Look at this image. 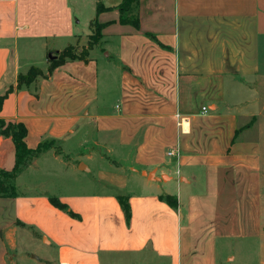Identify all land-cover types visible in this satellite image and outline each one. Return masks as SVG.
<instances>
[{
	"label": "crops",
	"instance_id": "1",
	"mask_svg": "<svg viewBox=\"0 0 264 264\" xmlns=\"http://www.w3.org/2000/svg\"><path fill=\"white\" fill-rule=\"evenodd\" d=\"M84 1L0 0V98L13 90L0 119L23 124L32 150L62 148L30 163L16 198H0L3 264L25 230L55 251L34 264H218L220 239L264 238V147L242 100L259 78L264 0H140L139 28L119 23L122 0H91L111 8L94 19L106 25L99 48L50 74V53L82 37ZM39 66L47 77L18 89ZM76 138L77 155L110 168L95 181L64 155ZM15 164L12 139L0 136V170Z\"/></svg>",
	"mask_w": 264,
	"mask_h": 264
},
{
	"label": "rangeland",
	"instance_id": "2",
	"mask_svg": "<svg viewBox=\"0 0 264 264\" xmlns=\"http://www.w3.org/2000/svg\"><path fill=\"white\" fill-rule=\"evenodd\" d=\"M119 0H109V1H102L106 5H114ZM79 9L78 7H76ZM96 8L91 3V0H85L83 7L80 8L78 11V21H80V25H77V33L82 35V37L73 40L71 43H69L64 49L52 52L50 53L49 60L56 59L59 54L67 50L68 48L73 49V53L80 54L84 50H88L89 42L92 40V36H94L95 31L93 27H91L92 21L96 17ZM97 39H95L93 42H95ZM99 42L102 41V39H98ZM98 42V41H97ZM93 45V44H92ZM98 45H95L94 49H97ZM99 48V47H98ZM100 50V49H99ZM69 53V51H65ZM96 56V55H95ZM100 57V56H99ZM102 58V57H101ZM103 60V59H101ZM257 64H258V70H259V78H251L250 81L253 86V92L250 95H242V100L245 98L246 101L250 102L253 107L250 108V111L255 112V117L257 120H255L252 130V138L256 139L258 142H260L264 147V38L261 40V43L259 45V51L257 55ZM44 69L45 66H39V68ZM261 85V87H260ZM256 87V88H255ZM232 89V88H231ZM246 94V93H245ZM230 96V95H229ZM238 97V94L236 95ZM254 116L250 117L249 120L243 119L240 117L241 124L245 122L250 123L253 121ZM78 138L74 139L69 145H66L63 148L65 157H69L71 159L78 158L80 161H84L87 163L90 168L92 169L91 174H85L83 175L84 180H92L95 181L98 179V174L100 170L108 171L109 166L105 164L101 165L99 162H93L88 160L86 157L77 155L78 150ZM49 144V150L54 149L56 152H60L62 150L61 146L58 144L48 143ZM104 153L107 154L106 156L109 157L111 160L115 161L117 160L118 156H116L115 152H107V150H104ZM86 154V153H85ZM264 168V163L263 166ZM263 174V181L262 184L264 185V172ZM24 178H22L23 180ZM20 181L22 183L23 181ZM58 189V188H55ZM93 189V187L91 188ZM264 190V186H263ZM264 192V191H263ZM263 201H264V194H263ZM264 218V216H263ZM3 211L0 210V264H3V255L5 254V247L1 241V231L3 232L5 227V223L3 221ZM264 221V219H263ZM32 237V232L29 230H25L21 234L18 235L17 241L18 245L16 250H12V252H8L6 256V263L7 264H34L32 261V257H43L47 254H52L55 251L49 249L41 240H39L37 243H32L30 241ZM10 251V250H9ZM218 264H264V238H261L260 236H247L245 238H227V239H220L218 241ZM228 256H232L235 258L234 262L233 260L227 261Z\"/></svg>",
	"mask_w": 264,
	"mask_h": 264
},
{
	"label": "trees",
	"instance_id": "3",
	"mask_svg": "<svg viewBox=\"0 0 264 264\" xmlns=\"http://www.w3.org/2000/svg\"><path fill=\"white\" fill-rule=\"evenodd\" d=\"M140 0H122L118 5L117 9L119 11V23L122 25H130L135 28H139L140 21L138 18V6ZM111 8H106L102 3H98L96 13L97 16L100 14L110 11ZM106 25L100 24L97 20H94L91 23V27H93L95 34L92 36V40L89 42L88 50L82 51L80 54L73 53L72 48H68L69 53L62 52L58 55L56 59L50 60V69L49 73L52 74L54 70L61 67L70 61H87L90 56V52L94 48L95 45H100L98 39H102V31L104 30ZM97 39L95 42H93ZM98 41V42H97ZM93 44V45H92ZM47 76L44 72L38 67H31L27 73L20 74L18 77V89L23 86H30L32 84H36L40 79H45ZM10 89L4 97L0 98V111L2 107V103L7 95L12 92ZM27 129L21 123H7L4 120L0 119V136L11 138L15 145V156H16V164L13 170L4 171L0 170V198H16L17 197V189H16V180L19 175L30 165V163L41 156L43 153L48 151L49 144H40L39 147L35 150L28 148L26 144L27 137ZM160 200L167 203L172 209L178 208V201L176 198L171 196H161ZM119 204L125 214V218L127 223L131 220V208L129 205V198L124 196L118 197ZM51 204L62 211H68L70 215L75 216L68 210V207L60 202L56 198L50 199Z\"/></svg>",
	"mask_w": 264,
	"mask_h": 264
},
{
	"label": "built area",
	"instance_id": "4",
	"mask_svg": "<svg viewBox=\"0 0 264 264\" xmlns=\"http://www.w3.org/2000/svg\"><path fill=\"white\" fill-rule=\"evenodd\" d=\"M202 111L204 112V113H206L207 112V108L206 107H203L202 108ZM187 120H183V122H186ZM174 155H176V153H174V152H169L168 153V156H174Z\"/></svg>",
	"mask_w": 264,
	"mask_h": 264
}]
</instances>
